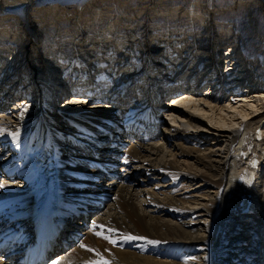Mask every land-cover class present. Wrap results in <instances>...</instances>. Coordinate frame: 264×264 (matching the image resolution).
<instances>
[{
  "label": "bare ground",
  "instance_id": "6f19581e",
  "mask_svg": "<svg viewBox=\"0 0 264 264\" xmlns=\"http://www.w3.org/2000/svg\"><path fill=\"white\" fill-rule=\"evenodd\" d=\"M50 1L59 0H0V12L15 10L30 31L34 27L32 21L29 24L28 19L25 21L28 11ZM253 14L252 8L249 15ZM97 23L95 29L78 32L84 37L90 33L87 38L95 39L93 43L95 37L102 35V39L106 34L114 43L124 37L117 34L124 33L123 28L111 24V30L106 33L100 29L102 23ZM48 26L44 31L48 33L45 39L48 58L44 59L40 50L38 60L39 64L48 63L43 69L38 64L27 70L28 63L23 66L14 62L28 61L26 47L19 49L11 44L6 48L11 49L10 56L2 61L0 57V72L4 75L0 77V86L6 79L24 73L36 76L33 81L39 85L36 89L44 85L49 97L31 103L14 95L16 87L10 94L0 91V264H17L27 242L34 238L35 220L44 207L54 210L63 220L59 222L62 236L58 251L51 254L52 261L47 264H85L101 257L110 264H264V91H254L251 86L263 88L262 85H255L258 80L253 77L252 80L244 56L234 54L236 43H230V39L236 33L232 27L226 40L230 44L226 47L224 71V88L228 93L223 92L218 98L211 92L222 90V86L219 88L222 73L215 52L210 51V40L199 38V41L192 32L181 34L194 40L189 46L186 39L181 41L182 49L187 45L186 56H179L176 47L180 44L177 33L182 29L180 26L170 25L167 31L162 29L163 25L161 30L155 29L154 38L159 35L169 38L168 54L163 56L170 61L167 67L160 58L151 56L165 47L158 44L155 49L149 45L148 49L139 50L144 57L142 63L132 64L136 50L130 39L125 43L129 45L127 51L121 45L115 49L111 43L101 48L98 42L94 55L74 49V59L67 57L68 52L63 48L66 42L57 37L62 34L53 35L51 30L47 31ZM97 30H100L98 34ZM34 36L32 41L37 40ZM174 41L177 46L172 45ZM198 48L205 52L198 55L199 65L188 73L198 58L193 55ZM116 52L119 56L113 60L112 54ZM99 53L106 55L99 58ZM173 53L178 56L171 57ZM120 59L123 64L117 62ZM259 60L263 62L262 58ZM106 61L118 66L113 82L123 87L136 82L133 75L141 73L145 83L137 86L141 85L144 97L155 105L141 104L124 95L116 102L106 97L94 101L95 98L78 94L80 91L70 93L69 87L78 83L62 77L60 70L66 67L65 73L73 67L74 71L88 72L82 64H91L102 74V89L111 76L105 70L109 67V64L105 66ZM178 62L180 65L175 70ZM154 63L164 68L158 71L161 81L157 83L181 79L184 84L176 87L162 84L148 94L158 77L154 78L146 68L157 66ZM253 65L255 68L257 64ZM201 75L196 89L193 80ZM204 80L205 85L211 83L208 92L202 90ZM239 82L252 91L237 98L233 94L226 101L225 97L234 88L242 90ZM15 83L19 85L22 80L11 82ZM164 92L171 96L170 99L165 96L167 102L165 99L161 105L158 96ZM62 94L69 98L61 102ZM110 228L118 231L109 233ZM95 232L113 237L131 234L146 239L118 240L114 245ZM17 233L21 238L11 248ZM81 244L97 250L100 256Z\"/></svg>",
  "mask_w": 264,
  "mask_h": 264
},
{
  "label": "rangeland",
  "instance_id": "374dc122",
  "mask_svg": "<svg viewBox=\"0 0 264 264\" xmlns=\"http://www.w3.org/2000/svg\"><path fill=\"white\" fill-rule=\"evenodd\" d=\"M190 4L192 5L190 6ZM187 5H189L191 9L188 8ZM119 8H121V10L126 9V11L121 12L118 10ZM174 8H177V11L175 10H170V12L168 11L169 9H174ZM252 8H253L254 14L249 15V10ZM5 11L6 12H0V57H2L1 61L10 56L9 53L11 52V49L7 51L6 48H9L11 44L12 45L15 44L16 47L19 49L26 47L25 51L27 54L28 61L26 62L25 60L24 61L21 60L18 62L14 60V62L16 63L21 62L23 66H25L28 63L27 70L28 69L33 70V67L35 66L38 67L40 65H41V69H43L42 66L45 67V65L46 66L48 65V63L41 64L42 61L40 62V64L38 62V60L40 59V55H41L40 50L44 52L43 53L44 59L48 58V56H46L47 47H45V39L48 36V33H44V31L47 29L46 27L47 25H49L48 26L49 29L47 31L49 32L51 30V33L53 35L56 34L57 36L59 32L62 34L61 35L63 37L62 39H61V36H57V37H60L58 38L59 41L61 40L63 42H66V45L63 47L64 50L66 51L71 50L73 52L75 50H78L81 54L82 53L84 54L85 51H88V53H90L91 55L96 54L95 48L98 47V45L96 44L98 42H100L101 48H103V46L105 45L109 46L113 44L114 47H116L115 49H117V46L119 48L121 45V47L124 48L123 51L126 49L128 50L129 45L125 43L126 42L129 43L131 41L133 42L134 49L136 50L132 64L134 63V61L135 63H142V60L144 57L141 55V52L139 50H141L143 47L147 48V46L149 45H150V48L155 49L156 44L158 45L166 44L165 47L155 50L157 52L155 54L154 53L151 54V56L155 59L160 58V56H162V58L160 59H163V56L164 57L167 56L168 54L167 51L169 50V46L167 45V42H169V38L167 39V37H163V35L161 36L159 35V33H158L159 35L158 38L156 37L154 38V36L156 35L155 29L161 30L160 27L161 25H163L164 28L162 29H165L164 31H167L170 25H173L174 27L176 25L177 27L180 26L179 28L182 27L180 31L175 30V32L177 31V33H179V38H180V44H179L180 48L179 46L176 47V50L179 51V56H182V57L186 56L185 51H186L187 45L184 44V49H182L183 43L181 45V41H184L187 38L186 35H190L191 32L193 36L196 35L195 38H197L199 41L201 39L202 40L206 39L207 42L208 40H210L211 42L210 51L212 50V52L213 51L215 52L216 62H218V65H219V66L217 65L219 67L218 70L219 71L221 70L220 73H222L221 74L222 83H220L219 88L221 86L223 87L221 91L215 89L216 92H213L214 90L212 89V92H211L212 95L218 98H221L223 92H225V94L228 93V90L224 88L226 86L224 85L226 83L224 82L226 81L225 79L226 74L224 72L226 71L225 70L226 68L225 61L227 57L226 47L228 44L234 43V42L236 43L235 45H233L235 47L233 51L234 54L239 55L241 53V55L244 56L246 65L247 64L249 65L246 67H249V74L250 76L252 75L251 78L253 77L254 79L258 80L255 82V85L260 84L262 85L263 88H261V86H257L256 88L254 86H251V87L254 88V91H258V89L260 91H264V73H262V70L264 69V0H214V1L213 0H175V1L174 0H85V1L83 0L82 2H77L76 0L74 1L69 0L68 2H60V0L50 1L44 4H40L37 7L30 8V10L27 13V16H25L26 17L25 21H27V19L28 21H30L28 22V24L31 23L32 21V27L34 28H31L32 30L30 31H27L28 29L27 25L25 24V22H23V19L20 20V18L14 12L15 10L7 9ZM99 21L100 23H102L101 26H103V28H100V29H104L105 32L111 30V27H112L111 24H114L117 27L119 26L118 28L120 27L123 28V30L125 31L124 33H120V32L117 33L121 35L124 34L122 35L124 37L121 36L122 38H120L122 40L120 41L118 39L117 43H114L111 41L110 36L105 35L101 39L100 38L102 36L101 35L98 38L95 37L96 43L95 42L93 43L95 39L87 38L88 35H90V33H88L86 37L80 34V32L82 33L83 30L89 31V29H95L96 28L95 25H97L98 24L97 22ZM181 23L183 24L182 26H181ZM230 27H232V31H234L236 34H234V37H231L230 40L232 42L229 43L226 40L228 37L227 35H230L231 33ZM171 29H174V28H171ZM175 29H178V28H175ZM99 31L100 30H97L96 34H98ZM120 31L122 32V30ZM32 33L33 35L36 36V39H37L36 41H32L33 39V35H31ZM181 34H186V35L181 36ZM200 34L202 35V37H200ZM235 36H238V37L236 38V40H233ZM170 37L172 39L174 37L173 34L170 35ZM176 38L178 37L176 36ZM10 39L15 40V41L11 42ZM188 40H191V39L188 38L185 40V42H187L189 46L190 44H193L192 41L194 40V37L192 38L191 43L188 42ZM24 42H26V44H24ZM118 42H120L119 45H118ZM172 45L177 46L175 41L172 42ZM42 47L44 48L42 49ZM203 52L205 51L199 50L198 48L196 53H193V55L196 54L198 57V55L201 56L202 54H204ZM143 53H144V50H143ZM118 54L119 53L117 52L113 53L112 57L114 58L112 59L116 60V58L119 56ZM66 56L70 57L68 53ZM97 57L100 58L101 56H97ZM260 58H262L263 62L259 60ZM176 60L178 61V59ZM45 61L48 62V60H45ZM122 61L120 59L117 62L122 63ZM179 62L176 63L177 65L175 66L176 67L175 70H177V67L180 65ZM89 63H91V61H89ZM109 63L110 65L108 67V72H109V69L111 71L110 73H108V75H111L109 78L111 80H109L108 84L110 85L112 84V78H114L112 76H115V74L112 72H114L115 67H118V66L113 61H109ZM156 63L154 64L157 65ZM253 64H257L255 68H253L254 66ZM198 65H199V57L196 59V61L193 62V67L192 68L190 67V69L188 70V73H190L191 70ZM257 66L263 69L261 70ZM150 68L151 69H149V71H153L152 76L155 75L154 78L156 77V75L159 74L158 71L163 69V68L160 69L161 66H158V65L152 66ZM206 71H208V69L205 70V72ZM129 72L133 73L132 71H129ZM11 73H16V72L12 71ZM36 73L37 72H35L34 74ZM208 73L212 75L213 71L208 72ZM253 74L254 75L256 74V77ZM1 75L4 76L2 71L0 72V77ZM185 75H184V79L186 77L188 78V74H185ZM202 75L199 76V78L195 77L193 80V83H194L193 85L196 86L195 87L196 89L202 79ZM136 76L133 77L134 80L137 78ZM180 76H183V75L180 74ZM13 77L14 78L12 79L11 78L6 79L2 83V86H0V91L2 94H4V92H8L10 94L12 90L16 87L17 89L13 93L14 95L18 96L20 99L24 98L25 101L34 103L36 102L37 99L40 98L39 96V94L41 93L40 89H43V85H41V88H39V90L36 89L39 86L38 84L36 85V83L33 82L35 81L36 76L31 77V75L28 76V74L21 73ZM157 77L161 78V75ZM209 78H211V76ZM14 80L15 82H19L22 80V83L19 85H16V83L11 84V82ZM143 82L145 83V77H143L142 83ZM38 83L40 82L38 81ZM133 83H135V81ZM151 83L154 84V81H152ZM162 84L165 85L164 81L159 82L157 84L158 88ZM210 84L211 83L208 84L207 82L206 85L204 84V87L202 86L203 84H201V86L203 87L202 90L204 92H208L210 89L209 87ZM212 84L217 85L216 83H212ZM215 85H212V86H215ZM234 85H232V87H234ZM241 85L243 84H240L239 82V87L242 88V90L237 91L235 90L236 88H234L233 92H231L230 95L225 97L226 101L231 100L234 97L233 94H235V98H237L238 96L242 94L252 91L251 88L247 89L244 85L243 86ZM154 86L150 87V89L148 90V94H152L156 90ZM131 88H132L131 90H133V86ZM166 89L167 88H165L164 91H166ZM168 93L169 92H164V94H161L159 96V103L161 105H164V103L167 102V99L165 96H167V98L170 99L171 95ZM66 94L60 95L61 97H63V99L60 100L61 102L69 98V95H66ZM229 96H231L232 98ZM80 97H83V96H80ZM165 99L166 101L164 102ZM70 100H72V97L70 98ZM0 258H2L1 255H0Z\"/></svg>",
  "mask_w": 264,
  "mask_h": 264
},
{
  "label": "snow or ice",
  "instance_id": "6c2138e0",
  "mask_svg": "<svg viewBox=\"0 0 264 264\" xmlns=\"http://www.w3.org/2000/svg\"><path fill=\"white\" fill-rule=\"evenodd\" d=\"M251 181H249L250 183ZM101 228H103L104 226L103 225H100ZM118 231L117 229H108V232L111 233V232H116ZM95 235L97 236H102L105 240H108L109 243L111 244H116L118 240H122V241H133V240H144L146 239L145 237H141V236H133L131 234H122V235H119L118 237H113L111 235H108V234H105L104 232H95L94 233ZM149 243H159V241H149ZM123 246V245H121ZM81 247H84L86 248L87 250L89 251H94L96 252L97 256H100V253L95 250V249H90V248H87L86 245H83L81 244ZM55 264V262H54ZM85 264H110L109 261L107 260H104L103 257H101L99 260H96V261H86Z\"/></svg>",
  "mask_w": 264,
  "mask_h": 264
}]
</instances>
